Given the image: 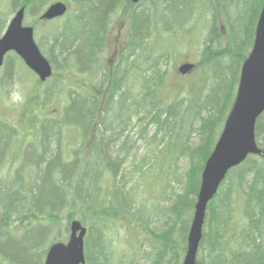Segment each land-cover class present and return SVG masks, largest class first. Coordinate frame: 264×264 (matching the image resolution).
Masks as SVG:
<instances>
[{"label": "trees", "instance_id": "trees-1", "mask_svg": "<svg viewBox=\"0 0 264 264\" xmlns=\"http://www.w3.org/2000/svg\"><path fill=\"white\" fill-rule=\"evenodd\" d=\"M72 1L74 13L43 22L51 25L50 47L43 49L54 69L50 81L41 82L17 55L8 60L9 70L11 61L26 67L33 87L20 122L0 117V168H12L0 180V264H45L49 248L68 241L76 220L88 228L86 264H139L142 234L150 264H185L202 173L233 108L264 0H223L217 12L214 6L209 12L212 0ZM52 2L22 0L16 9L25 7L39 25ZM119 15L127 18L128 31L112 67L105 52L112 17ZM207 17L209 33L195 70L199 79L213 80L207 91L192 88L184 108L181 92L165 94L170 72L163 68L184 47L183 38L199 42ZM99 74L102 87L94 81ZM20 75L16 70L18 84ZM51 81L55 86L44 89ZM58 97L66 104L48 118L46 108ZM138 116L146 123L141 137L149 126L157 129L154 139L164 134L163 148L150 146L140 161L126 135ZM31 140L34 148L26 150ZM256 140L260 153L232 169L208 205L195 264H264V114ZM181 163L188 165L183 175ZM115 227L128 228L131 254L107 237Z\"/></svg>", "mask_w": 264, "mask_h": 264}, {"label": "water", "instance_id": "water-1", "mask_svg": "<svg viewBox=\"0 0 264 264\" xmlns=\"http://www.w3.org/2000/svg\"><path fill=\"white\" fill-rule=\"evenodd\" d=\"M141 0H130L138 4ZM68 6L63 2L52 4L41 16L42 21L63 18ZM26 8L14 16L0 40V66L8 53H16L40 81L47 82L54 73L50 61L40 50L35 40V30L24 26ZM195 64L180 66L179 73L187 76ZM264 114V5L256 28L252 51L242 66L240 82L233 108L227 118L220 139L207 161L202 173V182L195 216L189 236V249L185 264H195L203 239L206 212L209 203L216 197L228 173L243 164L251 155L260 153L256 140V126ZM88 229L76 220L70 223L67 243H55L48 251L45 264H85V239Z\"/></svg>", "mask_w": 264, "mask_h": 264}, {"label": "rangeland", "instance_id": "rangeland-1", "mask_svg": "<svg viewBox=\"0 0 264 264\" xmlns=\"http://www.w3.org/2000/svg\"><path fill=\"white\" fill-rule=\"evenodd\" d=\"M65 1L67 2L69 1V6H71L69 11H72L74 13L76 10V6L74 5L73 1L72 0H65ZM21 2L22 0H0V39L3 37V34L6 31V28L8 27V25L10 24V21L12 20L13 16L18 11L16 8L17 6L20 5ZM56 2H63L66 4V2H64L63 0H53L52 3H56ZM51 4H49L47 8ZM212 6H214L215 8L214 11L217 12V10H219L220 8H223L225 4L223 0H212L210 4L209 12H212V9H211ZM10 7L12 10L10 9ZM14 8L16 12H14ZM196 17L197 16H195V18ZM209 19L210 17H207L204 23L201 24V27L199 30V35H202V37L199 40L200 43L199 42L192 43L190 41L186 42V40H184L183 38L182 41H183L184 47L180 48L178 50L180 52L178 54L173 55L171 59L168 62H166L165 67L163 68L164 70H168L170 72V79L165 87V94L167 96H170V95L176 94L177 92H181L182 95H181L180 100L182 102H180V104L185 103L184 108H185V105L189 104L188 95L191 96L189 92L193 91L192 88H195L197 85L204 86L206 87L205 91H207L210 88V85L213 80L212 75H209L207 79H199L198 77L199 75H201L199 70H195L194 74L190 75L189 77H186L185 79H181V77L178 75L179 74L178 69L180 66H182L183 64L187 62L196 64L201 59V52L204 48L202 44L206 36L209 33V26H208ZM25 25L33 27L35 29L36 42L39 45L42 52L44 53V55L47 56L44 50H47L50 47L49 42H48V35H49V30H50L51 25L43 24V23L37 25V23H35V18L31 15L26 16ZM193 25L194 24H192V27H194ZM58 26L61 27L62 23L56 24V26L53 25V28H57ZM127 31H128V26H127L126 17H121L120 15L116 17L115 16L112 17V21L109 26V33H108V36H109L108 37V49L105 52V58L107 59L108 63L111 62L112 67H114L119 61V54H118L119 52H117V50L120 47L119 44L121 43L120 42L121 40H123V43H125V40L127 38L126 37ZM239 35L242 36L241 33H239ZM226 42L227 40H223L222 46L225 45ZM10 58L11 59L15 58L13 53L9 54L6 57L5 64L2 67H0V117L1 116L5 117L7 122L13 125L21 121L20 118L23 112L24 102L28 97L27 91L33 87V82L31 81V78H29L30 76L27 75L26 73V69H25L26 67L21 62L11 61L10 63L13 64L10 67L11 70L7 68L8 60ZM18 69L21 74L20 78L22 79V82H23L19 84L15 80V72ZM51 78L48 81H50ZM56 81H53V84L51 81L48 85L44 87V89L48 88V86H51V85L54 87ZM94 81L97 87L104 86L102 84L104 81V74H99L98 77L95 78ZM136 81L137 82H134V84L130 83V87L132 88V90H134L133 93L137 92L138 80ZM60 86L61 84H58V87L56 89L58 90ZM167 96L165 97L161 96L160 98V102L163 104V106L169 103L167 101ZM184 98H186L187 100H183ZM65 101L66 99H63V97L62 98L58 97L53 103V98H52L51 102L48 104V107L46 108L45 115L48 118H53V116L55 115L58 116L66 104ZM139 119H140L139 116L133 118L131 125L128 126L129 129L126 132V135H129V138H130L129 144L132 145V143H134L135 152L137 154L134 160H137V161H140L143 157L147 155V153L150 151V146H153L154 147L153 149H155L157 146H159V149H162L163 146L160 144V140H162L164 137V134L159 133L157 136V139H154V136L157 131L156 127L154 126H149L147 128V134H144L143 137H141L146 123L140 124ZM193 136L194 137H192L191 139L192 143H194L195 145H198L200 143V137H197L196 135H193ZM33 145L34 144L32 140L30 142H27L25 145L26 150H31V147L34 148ZM35 159L36 158H33V160ZM15 165L16 163L13 164V167ZM10 167L12 166L10 165ZM187 168H188V165L186 166V163L184 164L181 163V166L179 167V169H181V173L179 172V174L183 175L185 171L187 170ZM11 171H12V168H7V167L0 168V180L3 177H7V175ZM180 180L184 182L183 176H181ZM176 187L179 189L181 185H178ZM141 195L142 193H140V196ZM142 199L143 198L139 197L138 200L141 201ZM142 202L144 203V201ZM146 205L149 206V202H147ZM156 223L154 224V227H156V229L161 230L162 226L160 225L156 226ZM108 232L109 233L107 234V237L113 240V243L115 244V246L121 247L120 250H122L124 253L129 254L131 252L132 248H130L131 246L129 245L131 241L129 237L128 228L122 229V227H117V228L115 227V228L110 229ZM141 240H142V245H141V250L139 252V258H140L139 264H150L149 259L146 258L148 251H151L150 246L148 245L149 240L147 236L144 234H142ZM116 255L117 257H119L118 254ZM118 261L119 259H117V262Z\"/></svg>", "mask_w": 264, "mask_h": 264}]
</instances>
